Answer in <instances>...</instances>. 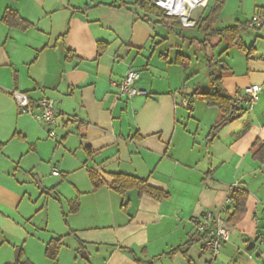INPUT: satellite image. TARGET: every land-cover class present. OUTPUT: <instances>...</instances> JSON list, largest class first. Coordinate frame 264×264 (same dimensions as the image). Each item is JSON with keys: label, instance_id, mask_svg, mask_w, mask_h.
<instances>
[{"label": "crops", "instance_id": "crops-1", "mask_svg": "<svg viewBox=\"0 0 264 264\" xmlns=\"http://www.w3.org/2000/svg\"><path fill=\"white\" fill-rule=\"evenodd\" d=\"M218 1L198 6L202 10L195 16L198 7L193 10L192 19L205 18ZM245 1L240 0L242 6ZM252 1L255 17L264 0ZM120 2L0 0V111L6 105L14 115L5 120L8 137L0 138V153L9 167L3 173L7 180L0 178V264L16 261V240L22 242L19 257L22 253L32 264H55L46 255L52 238L63 240L57 264H264V161L255 154L264 144V26L251 39L249 46L255 49L250 55L242 51L246 68L236 72L230 67L224 73L225 89L237 101L254 84L261 86L258 100L241 102L247 112L211 141L209 131L217 119L200 137L199 126L189 127L190 121L199 122L196 113L183 109L191 93L211 90L210 80L189 73L192 57L170 44L172 29L137 19ZM235 2L224 0L215 28L226 8L224 18L240 21L238 11L230 10ZM7 9L32 25L6 24L2 18ZM248 20L246 15L241 22ZM99 42L108 43L100 55ZM178 54L191 62L176 63ZM129 68L140 72L135 96L120 92ZM205 72L209 75L207 68ZM15 90L28 94L34 104L42 97L54 99L56 123L44 124L21 110ZM200 101L194 97L196 105ZM51 129L55 138L49 136ZM88 169L105 184L95 189ZM27 171L41 182L36 197L28 191L32 183ZM116 173L146 179L168 197L136 189L121 195L111 187ZM235 186L249 193L247 211L239 223L229 224V239L218 254L199 241L187 254L162 255L198 239V220L207 211L224 215L232 209L227 200ZM75 199L79 207L72 211ZM35 212L44 221L35 226L49 233L47 239L26 229ZM252 242L254 248L247 250ZM84 252L89 260L79 256Z\"/></svg>", "mask_w": 264, "mask_h": 264}, {"label": "trees", "instance_id": "trees-1", "mask_svg": "<svg viewBox=\"0 0 264 264\" xmlns=\"http://www.w3.org/2000/svg\"><path fill=\"white\" fill-rule=\"evenodd\" d=\"M120 6H126L129 10L133 11L136 15L137 19H141L147 23L152 22L156 24H160L168 29L177 30L181 29L183 26L180 17L175 15L167 14L166 10L155 2H151L150 0H135L132 3H127L123 0L120 2ZM133 7V8H132ZM224 7V0L216 2L209 10L207 16L205 18L199 19L195 22L193 27H199L200 32L204 35V39L199 42L201 43L199 46L202 49L204 48L209 52L213 51V49L218 46L222 41H228L229 46L234 45L241 49L243 52H246L248 56L255 49L254 46H247L243 41V33L247 31L250 27L246 22H237L235 25L227 26L224 28H215V23ZM258 14L264 16V5L259 6L257 8ZM2 20L9 25L19 27L22 29H26L30 27L32 24L22 18L18 12L12 9H7L3 15ZM177 27V28H176ZM178 31V30H177ZM178 34H181L180 32ZM191 41L197 42L198 38H186ZM216 40V41H214ZM198 46V45H197ZM108 47V43L99 42L98 43V53L102 54L106 48ZM69 51V50H68ZM208 58V71L211 82V90L199 91L191 93L188 97V108L192 109V103L194 102V97H200L203 101H206L208 105L215 106L219 109L220 116L212 125L209 131V137L212 141L214 137L218 134V132L225 127L226 125L238 120L241 118L246 112L247 108L242 106L241 102L237 101L234 96H232L224 86V73L225 71H229L230 67L228 65L222 64L221 62L215 61V58L212 56H207ZM250 58V57H249ZM217 62V63H216ZM176 63H184L189 64L190 59L178 54L176 58ZM31 106L35 107L37 104H34L31 100ZM256 145V144H255ZM264 144H260L258 149L255 151L256 156L259 159L264 161ZM263 153V154H262ZM88 174L92 180L94 188H98L101 185L105 184L103 178L98 175L94 170L88 169ZM111 187L114 191L121 195H125L128 191L136 189L139 194H149L156 198H166L168 197V193L157 188L152 187L146 179H142L136 176L116 173L114 175V180L111 184ZM249 197V193L246 189L235 186L231 188L230 193L228 195V199H230L233 203L232 209L224 210L223 217L226 222L230 225H236L239 223L245 216L247 211V200ZM71 210L77 211L79 207L78 199L72 200L70 202ZM200 232V231H199ZM209 237V232L204 231L200 232V237L198 239L191 238L186 243L181 244L180 246L163 253L162 255H175L177 253L187 254L188 250L199 241H206ZM63 246L62 238H52L47 243L46 247V255L54 260L55 264H57V257L59 251ZM21 255L19 259H17L12 264H32L29 261L22 262Z\"/></svg>", "mask_w": 264, "mask_h": 264}, {"label": "rangeland", "instance_id": "rangeland-1", "mask_svg": "<svg viewBox=\"0 0 264 264\" xmlns=\"http://www.w3.org/2000/svg\"><path fill=\"white\" fill-rule=\"evenodd\" d=\"M207 1L208 0H204L197 5L198 6L204 5V4H206ZM253 3L254 2L252 0H246L244 5L242 6V2H240V0H237V2H235L234 6L230 5V8H231L230 10L235 9L238 11L236 19H239L240 21H244L246 18V15H248L249 19H252V18H254V14L252 12L254 9ZM197 5L193 10H195L198 7ZM207 7H205V9ZM193 10L191 11V17H192ZM200 10H202V8L198 7L194 11L193 15L195 16L196 13L199 12ZM228 12H229V10L226 8L224 15H222V17H220L218 22H217L216 26L218 28H224V27H227L229 25H233L234 23H236V20H234L233 22H229V20L224 18L227 16ZM180 20H181V18H180ZM177 30H172V33H171L172 36H171L170 44L173 45V47H175L177 45L180 46L181 47L180 49L182 51L181 53H183L186 56L192 57V64H191V66H189L190 65L189 64L187 68L189 69V73H193V72L200 73L201 74L200 80H204V79L210 80L209 79L210 77H209L208 73L205 72V69L206 68L208 69V58H207V56L212 57L213 54H215V57H216L215 61L221 62L222 64H225V65H228L229 67H232L233 69L236 70V72H242L244 70V68H246V66H247L246 65V57L243 56L241 58V56L243 54L242 50L239 49L238 47H235L234 45L229 46L228 41H226V40L222 41L218 46H216L213 49V51L209 52V51H206L204 48L203 49L198 48V46H201L200 45L201 43L199 42V40L202 41L204 39V35L200 32V29L198 26L197 27H193V26L192 27H186V26H184L181 29L178 28ZM179 32L181 34H178ZM258 32H259L258 27H255V28H249L247 31H245L243 33V38L246 39V44L248 46L251 45V43H252L251 39L252 38L254 39ZM174 34H177V36L175 37ZM180 35H185L188 38H190V36H196V37H198V40H197V42L191 41L189 39H186L187 37L185 38V37L180 36ZM173 49L177 50L176 48H173ZM176 52L177 51H175V54H176ZM221 57H223V58H221ZM218 58H220L222 60L218 61L217 60ZM190 62H191V60H190ZM225 72H227V71H225ZM209 89L205 90V92L209 91ZM260 97H261V99L264 98V91L261 93ZM200 102L201 103L198 105H196V103L193 102L192 103V109L190 107L189 108L188 107L187 108L182 107V108L184 110H186L185 114H189V112L194 113V114L196 113L197 119L199 120V122L196 121V123H195L194 121H190L189 127L192 129L193 128L195 129L197 126H199L200 129L198 132H199V135L201 137L202 132H205V133L208 132L210 125L212 124V121H215L216 119L219 118L220 112H219V109L217 107L208 105L206 103V101L202 100ZM4 104H6V102H4ZM5 106L6 105H2V108H1L2 111H0V113L2 112L0 114V138L6 137L8 135V132L5 131L6 130L5 126L7 127V125L5 124V120L8 118H12L14 116V115H12L13 114V108H11L9 106L5 107ZM15 142H17V141H15ZM4 164H6V162L4 161V158L1 156V153H0V167L2 166L1 169H3V172H2V170H0V178L2 180H7V177H5V175L3 173H6L9 169V167L4 165ZM8 173H10L12 177H14L13 174H15V172H13L12 170ZM17 174L23 175L25 173L22 171H19V172H17ZM26 178L28 180H30L32 183V186L28 188L29 193H32L33 197L38 196L40 194V190H39L40 188L37 185L40 186L41 182L40 181L38 182L39 179H38L37 175H34L30 171H27ZM11 182H13V181H11ZM222 200H223L222 203L224 204L226 202V198L222 197ZM212 211H215V210H212ZM207 212H211V211H207ZM34 214H35V218H34V222H32V224H30V221L25 222V223H27L26 224L27 231H29L31 233L37 232L36 235H38L39 238L45 237L47 239L49 233H47L44 230H41L39 227L41 225H44V221H43V219H41L42 215L39 214L38 212H35ZM55 221H56L55 217L52 215L51 216V222L55 223ZM33 223H34V225H33ZM36 224L39 225L37 228L35 226ZM9 239L12 240V243H16L14 239H12V238H9ZM16 241H18V244L16 245L15 248H13L14 257L16 256L17 249H22V242L19 240H16ZM241 243L244 244L245 247L248 244V243H245V240H241ZM79 256H81V253H79ZM27 259L28 258L25 254L21 255L22 262L27 261ZM20 264H23V263H20Z\"/></svg>", "mask_w": 264, "mask_h": 264}, {"label": "built area", "instance_id": "built-area-1", "mask_svg": "<svg viewBox=\"0 0 264 264\" xmlns=\"http://www.w3.org/2000/svg\"><path fill=\"white\" fill-rule=\"evenodd\" d=\"M93 1V0H88ZM157 5L164 8L169 15L179 16L183 26L192 27L195 24V21L191 17V11L196 7H191L188 4H184L185 12L178 9L177 6L173 7L171 4L166 5L167 0H155ZM178 5V4H177ZM198 6V5H197ZM247 25L250 28L264 26V16L256 15L254 18L247 21ZM140 78V72L129 68L125 77L123 78L120 84L121 94L127 96H135L140 93L137 89L136 84ZM261 91V86L254 84L248 86L244 89V94L239 97V102H246V104L254 103L258 100L259 92ZM13 98L16 101L17 105L24 112L33 113L35 118L48 125H53L56 123L57 118V105L56 101L52 98L42 97L37 100L36 109L31 106V99L28 94L15 90L13 92ZM184 105L188 104V100L184 98ZM51 138H55L56 130L51 129L49 132ZM54 174L59 175L57 170H54ZM230 199L227 200L229 202ZM197 228L200 232L208 231L209 237L205 241V247L207 250L212 251L214 254H218L223 246V244L229 239L230 236V226L226 222L223 214H215L214 212H207L203 214L198 220ZM262 243L264 244V234L262 236Z\"/></svg>", "mask_w": 264, "mask_h": 264}, {"label": "bare ground", "instance_id": "bare-ground-1", "mask_svg": "<svg viewBox=\"0 0 264 264\" xmlns=\"http://www.w3.org/2000/svg\"><path fill=\"white\" fill-rule=\"evenodd\" d=\"M202 1L204 0H167V2H165L166 5H169L171 4L173 7L177 6L179 10L181 11H186L185 10V7H184V4H188L190 5L191 7H194L196 6L197 4L201 3ZM178 4V5H177Z\"/></svg>", "mask_w": 264, "mask_h": 264}, {"label": "water", "instance_id": "water-1", "mask_svg": "<svg viewBox=\"0 0 264 264\" xmlns=\"http://www.w3.org/2000/svg\"><path fill=\"white\" fill-rule=\"evenodd\" d=\"M151 2H154L155 0H150ZM255 244L252 242L248 247H247V250H250L252 248H254ZM82 257H84L85 259L89 260V256L86 252L82 253L81 254ZM16 260L19 259V249H17V252H16V256H15Z\"/></svg>", "mask_w": 264, "mask_h": 264}]
</instances>
